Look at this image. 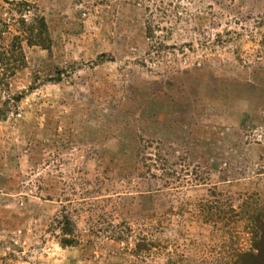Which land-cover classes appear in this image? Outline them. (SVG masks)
Returning a JSON list of instances; mask_svg holds the SVG:
<instances>
[{
	"label": "rangeland",
	"instance_id": "374dc122",
	"mask_svg": "<svg viewBox=\"0 0 264 264\" xmlns=\"http://www.w3.org/2000/svg\"><path fill=\"white\" fill-rule=\"evenodd\" d=\"M0 53V264L256 253L264 0H0Z\"/></svg>",
	"mask_w": 264,
	"mask_h": 264
},
{
	"label": "trees",
	"instance_id": "16d2710c",
	"mask_svg": "<svg viewBox=\"0 0 264 264\" xmlns=\"http://www.w3.org/2000/svg\"><path fill=\"white\" fill-rule=\"evenodd\" d=\"M3 1L8 2V0ZM23 33H27V36L29 35V44L49 49L48 30L45 20L43 18L39 20V25H28L25 31H23ZM15 47L16 49L21 50L20 44L15 45ZM20 54L23 55L21 52ZM247 218L252 223V227L254 228V234L252 238V249L255 250L256 253H253L252 251L239 253L236 256V264H264V213L256 212L251 216H248ZM69 244L70 241H63V245L68 246ZM148 245H150L149 247H153L151 244H146L144 245L143 249L146 248L148 250Z\"/></svg>",
	"mask_w": 264,
	"mask_h": 264
}]
</instances>
